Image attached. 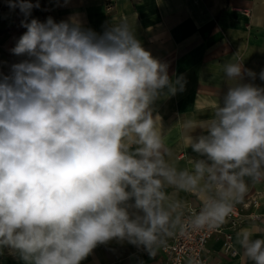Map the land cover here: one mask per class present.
I'll return each instance as SVG.
<instances>
[{
	"label": "clouds",
	"instance_id": "obj_1",
	"mask_svg": "<svg viewBox=\"0 0 264 264\" xmlns=\"http://www.w3.org/2000/svg\"><path fill=\"white\" fill-rule=\"evenodd\" d=\"M7 3L27 29L11 51L28 59L0 74V254L81 264L116 240L156 258L177 233L222 226L264 181V87L244 82L257 74L243 63L224 64L231 83L209 118L184 121L195 155L180 166L152 106L184 79L169 77L129 23L97 33L75 16L26 22L39 0ZM180 193L199 211L186 215ZM237 242L264 264V237L242 230Z\"/></svg>",
	"mask_w": 264,
	"mask_h": 264
},
{
	"label": "crops",
	"instance_id": "obj_2",
	"mask_svg": "<svg viewBox=\"0 0 264 264\" xmlns=\"http://www.w3.org/2000/svg\"><path fill=\"white\" fill-rule=\"evenodd\" d=\"M39 4L41 22L48 17L60 22L75 16L85 28L97 33L126 21L143 47L168 66L171 79L183 77L182 92L161 97L152 106L154 115L161 116L165 143L180 166L189 164L195 155L185 143L188 133L183 123L188 119L199 123L211 116L231 83L224 74L226 62L243 63L245 69L257 74L254 81L245 76L244 82L264 87L259 79L264 70V0H39ZM14 13L10 7L0 10L1 31L8 28L5 26L13 21ZM14 35L0 42H10ZM200 134V129L192 133ZM177 198L185 201L186 211L200 208L195 196L180 193ZM236 206L242 221L235 228H229L226 221L221 233L206 243L202 256L208 264H253L244 256L237 233L246 230L254 239L264 237V181L251 185ZM225 233L230 235L228 247ZM163 260L161 251L150 258L142 247L113 240L97 246L81 264H160ZM0 264L24 262L5 249Z\"/></svg>",
	"mask_w": 264,
	"mask_h": 264
},
{
	"label": "built area",
	"instance_id": "obj_3",
	"mask_svg": "<svg viewBox=\"0 0 264 264\" xmlns=\"http://www.w3.org/2000/svg\"><path fill=\"white\" fill-rule=\"evenodd\" d=\"M199 209L188 210L186 215L196 213ZM255 219V217H251ZM230 228H235L242 221L240 209L235 205L230 216L227 218ZM220 233V228L193 231L187 229L183 235L177 233L174 238L168 239L167 245L160 251L164 260L160 264H188L191 258L193 264H208L202 254L206 243ZM230 235L225 236L226 246Z\"/></svg>",
	"mask_w": 264,
	"mask_h": 264
},
{
	"label": "rangeland",
	"instance_id": "obj_4",
	"mask_svg": "<svg viewBox=\"0 0 264 264\" xmlns=\"http://www.w3.org/2000/svg\"><path fill=\"white\" fill-rule=\"evenodd\" d=\"M1 1L2 0H0V10L7 9L9 7V6L6 5L7 3H2ZM42 15H43V12H42V7L41 6L39 8H33L32 12H31V15L29 17H27L26 22H30L31 19H33V18L39 20V17L42 16ZM2 27L0 25V32H1ZM5 27H8V28H5V29L13 28L14 27L13 21L10 22ZM26 30L27 29L22 27V26H16V27L13 28V32H12V34H15L13 39L10 40V42H8V41L7 42L6 41L0 42V74L9 75L10 74L11 65L14 64V63H18V62L23 61V58H22L23 56L14 55L11 50L15 47L16 42L18 41L20 36L24 32H26ZM12 34L10 36H12ZM253 205H256V202H253ZM228 226H229V224H228ZM219 228H220V233H221L222 227L220 226ZM229 228H230V226H229ZM226 235H228V233L224 234V238H225Z\"/></svg>",
	"mask_w": 264,
	"mask_h": 264
},
{
	"label": "trees",
	"instance_id": "obj_5",
	"mask_svg": "<svg viewBox=\"0 0 264 264\" xmlns=\"http://www.w3.org/2000/svg\"><path fill=\"white\" fill-rule=\"evenodd\" d=\"M21 21H25L24 15L20 12L19 8H15V13H14V17H13L14 27L21 26ZM13 28L2 30L0 32V40L10 36L13 32Z\"/></svg>",
	"mask_w": 264,
	"mask_h": 264
}]
</instances>
